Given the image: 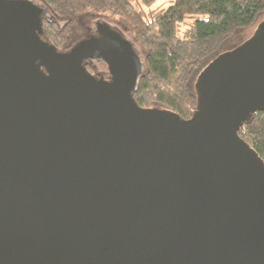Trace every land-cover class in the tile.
Listing matches in <instances>:
<instances>
[{
	"label": "water",
	"instance_id": "water-1",
	"mask_svg": "<svg viewBox=\"0 0 264 264\" xmlns=\"http://www.w3.org/2000/svg\"><path fill=\"white\" fill-rule=\"evenodd\" d=\"M47 13L0 0V264H264V165L237 135L264 111V21L180 120L134 104L144 64L120 30L57 50Z\"/></svg>",
	"mask_w": 264,
	"mask_h": 264
},
{
	"label": "trees",
	"instance_id": "trees-1",
	"mask_svg": "<svg viewBox=\"0 0 264 264\" xmlns=\"http://www.w3.org/2000/svg\"><path fill=\"white\" fill-rule=\"evenodd\" d=\"M32 1L47 7L41 38L57 50L83 37L80 20L90 12L115 17L143 51L144 68L131 93L134 104L142 109L160 104L180 120L190 119L197 106L193 77L264 11V0H165L155 6L156 0ZM84 64L92 74V64ZM243 123L237 135L264 165V111Z\"/></svg>",
	"mask_w": 264,
	"mask_h": 264
},
{
	"label": "rangeland",
	"instance_id": "rangeland-1",
	"mask_svg": "<svg viewBox=\"0 0 264 264\" xmlns=\"http://www.w3.org/2000/svg\"><path fill=\"white\" fill-rule=\"evenodd\" d=\"M162 1L165 0H156L155 3H153L151 6H155V4L161 3ZM167 1L165 2L166 5ZM80 24L81 27H83V33L82 36H86L88 34H90L91 32L94 31L95 27L97 24L101 23V22H105L107 24H109L111 27H114L118 30L121 31L122 34H124V36L130 40L136 51L139 53L140 57H143V51L141 50V48L139 47L138 43L133 40V37L128 34L124 29H122V27H120V25H118L117 23V19H115V17H109L107 14H96V13H89L88 15L85 16L84 19L80 20ZM264 21V11H262L259 15L256 16V18L254 19V22L252 23V25L247 26V27H243V29L238 30L237 32H235L232 37L225 42V44L222 46V49L216 53L214 56H212V60H214L216 57H219L225 53H230L232 52L234 49L238 48L239 46H241L242 44H244V42L249 41L251 39H253L255 37V34L257 33V31L259 30V27L261 25V23ZM211 60V62H212ZM91 64H93L96 68V72H98L99 74L105 73V64H101L98 61H92ZM210 64V62L208 63ZM207 64V66H208ZM207 66H204L207 67ZM203 68V69H204ZM201 72V71H200ZM198 72L193 79L191 80V88L193 93H195L196 95H198V80L201 77V73ZM197 83V84H196ZM156 107H162V109H164L165 111H169L167 108H165L162 105H156Z\"/></svg>",
	"mask_w": 264,
	"mask_h": 264
},
{
	"label": "flooded vegetation",
	"instance_id": "flooded-vegetation-1",
	"mask_svg": "<svg viewBox=\"0 0 264 264\" xmlns=\"http://www.w3.org/2000/svg\"><path fill=\"white\" fill-rule=\"evenodd\" d=\"M92 66L94 67V68H93L94 71L92 72V74H93V75L99 74L98 72H96L97 70H96L95 66H94L93 64H92Z\"/></svg>",
	"mask_w": 264,
	"mask_h": 264
}]
</instances>
